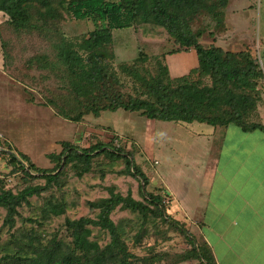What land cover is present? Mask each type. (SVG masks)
<instances>
[{
    "label": "rangeland",
    "instance_id": "obj_1",
    "mask_svg": "<svg viewBox=\"0 0 264 264\" xmlns=\"http://www.w3.org/2000/svg\"><path fill=\"white\" fill-rule=\"evenodd\" d=\"M138 1L140 18L130 27L111 31V43L107 48L113 57L106 61L108 74L114 78V88L125 99L129 96L152 99L154 96L151 91L156 87L158 79L165 81L169 77L188 72L186 75L189 81L199 86H211L212 78L208 74L193 70L198 64L194 50L181 48L163 25L154 22L153 1ZM213 1L216 4L219 2ZM33 11L32 15L28 13V19L36 27L29 29L15 30L7 20L0 17V84H6L4 89L0 86V133L11 149L25 153L37 167L51 168L54 162H50L47 154L57 152L61 140L77 141L80 146L107 142L111 137L110 127L135 134L136 128L130 130L134 125L140 131L148 132L149 137L154 139L153 149L143 151L142 154L140 151H132L142 171L148 176L149 183L145 187L148 192L161 188L157 186V172L170 174L173 166H181L183 160L188 168L196 166L197 159L203 160L206 151H196L195 148L180 151L190 141L196 146L197 139L184 124L176 121L155 120L139 112L122 109L103 111L99 116L87 114L79 121L60 117L66 112H79L78 108H81L80 98L71 90L66 65L59 58L61 44L63 41H80L100 28V24L93 18L76 20L62 11L56 27L41 25L33 20ZM40 13L43 15L44 12ZM142 16L147 19L144 20ZM180 24L182 28L187 26L193 35L200 33L198 41L203 47L215 46L228 50L233 54V60H243L247 56L264 71V0H228L226 6L217 9L216 15L199 10L192 16L185 15L184 22ZM38 55H44L45 61L42 59L37 62L35 57ZM99 61L104 64L102 60ZM230 87L234 94L245 92L254 97L251 107L243 113V119L250 123L264 124V78L256 77L244 83L232 82ZM3 95L5 97L1 100ZM217 96V102L207 108V113L211 115L229 111L226 96ZM191 128L195 129V126ZM159 148L163 150L157 151ZM171 149L179 151H169ZM106 163L105 156L94 158L95 168L92 172H96L91 176L73 178L68 190L54 188L39 197L32 196L30 202L18 207L20 216L10 228L1 223L5 209L0 207V264H38L42 258L46 262L45 256L41 258V252L53 247V242L57 241L61 242L60 249L67 251L72 245V237L64 225L65 215L95 217L96 211L89 207L88 202L107 195L109 187L113 186L116 192L120 190L124 195L131 191L138 198L137 180L117 172L123 162L114 163L117 169L112 163L109 166ZM63 170L67 174L72 172L69 166ZM101 173L104 176H100ZM0 179V189L4 187L15 193L29 185L44 182L25 175L9 164L4 153H0ZM75 199L77 206L68 208L69 211L64 215L44 214V208L49 202L60 201L65 205L68 201L75 203ZM164 201L169 202L167 197ZM167 207L165 212L169 214ZM173 216L201 245L207 242L198 234L197 229L204 230L201 223L184 222L180 220V215ZM112 217L120 228L121 237L131 256L116 250L113 255L117 256L111 264H120L119 261L124 257L128 264L207 262L205 246H200L204 252H199L202 256H198L179 230L159 218H151L142 224L137 214L118 209L112 213ZM88 239L97 243L100 251L109 243L108 232L98 227L92 228ZM98 253L99 250L91 246L81 250L80 256L84 254L88 264H93Z\"/></svg>",
    "mask_w": 264,
    "mask_h": 264
},
{
    "label": "trees",
    "instance_id": "obj_2",
    "mask_svg": "<svg viewBox=\"0 0 264 264\" xmlns=\"http://www.w3.org/2000/svg\"><path fill=\"white\" fill-rule=\"evenodd\" d=\"M154 22L163 25L168 33L176 39L181 48L193 49L197 55L198 64L193 70L205 72L212 78L211 86H199L189 81L188 73L169 77L165 81L157 80L156 87L152 88L153 98L142 99L139 97H122L121 93L113 86V76L108 74L107 58L113 55L108 51L111 43L112 30L132 26L139 18V1L137 0H0V17L15 29L36 27L28 19V13L33 20L41 25L56 27L65 11L70 17L76 20L93 18L98 21L100 28L95 29L89 36L83 37L78 42L63 41L59 58L66 65L69 82L73 93L81 100L79 112L61 114L60 117L79 121L87 114L99 116L103 111H116L122 109L129 112H139L141 115L162 121H184L203 122L210 125L225 126L235 124L243 131L259 129L264 131V124L248 122L243 119V113L251 107L253 98L250 94L240 92L234 94L230 83L248 81L249 79L264 78V71L261 70L252 58L247 56L243 60L232 59L233 54L220 47H203L198 38L201 35H193L189 28L181 27L185 15L192 16L199 10H206L216 15L217 9L226 6L228 0H152ZM39 11V12H38ZM40 12H44L43 15ZM145 18V16H142ZM1 22V21H0ZM186 22V21H185ZM47 26V27H48ZM37 62L44 59L43 56H36ZM99 60H102V64ZM191 71V70H190ZM200 71V72H201ZM217 94L226 96V103L229 104V111L221 114L211 115L207 108L217 102ZM252 101V102H251ZM251 102V103H250ZM250 103V104H249ZM73 109L75 110L74 106ZM107 142H96L87 146H80L77 141L61 140L59 150L47 154L50 162H54L51 168H40L32 163L29 157L19 151L16 152L6 144V140L0 138V153L8 157V163L19 169L25 175L42 179L44 182L24 187L15 193L4 187L0 189V207L5 209L2 216V225L10 228L19 218L20 207L30 202L32 196L39 197L46 191L55 189H67L73 178L82 179L91 176L94 170V158L105 156L106 164L123 162V166L117 169L118 174L134 177L138 182V195L136 198L128 191L125 195L116 192L112 186L108 188L107 195L99 196L88 202L89 207L96 211L95 217L80 216L68 217L65 215L64 225L71 233L72 245L67 251H62L61 242H53V247L44 249L38 264H88L87 257L80 256V251L94 246L99 250L93 264L114 263L116 250L125 256H131L121 237L119 226L114 222L112 213L121 210L137 214L142 219V224L151 218H159L172 228L179 230L189 241L196 253L204 252L200 246H205L206 264H216L212 251L207 242L202 245L188 229L176 220L171 214H166V203L164 202L167 193L162 188L157 191L148 192L145 187L149 179L142 171L141 166L136 163L134 153L126 150L127 142L120 136L113 133ZM6 145V146H5ZM131 147L135 146L133 143ZM112 163V164H111ZM69 166L71 174L64 172ZM110 170V169H109ZM36 173V174H35ZM100 176H104L101 173ZM2 180L0 179V184ZM129 190V189H128ZM68 194H66V198ZM74 204V205H72ZM68 201L49 202L44 214L59 216L66 214L69 209L77 206ZM80 204V203H79ZM30 221H33L30 218ZM93 227H98L108 232L109 243L105 249L100 251L99 245L88 239ZM46 254V255H44ZM202 256V255H201ZM86 257V258H85ZM120 264H128L125 260Z\"/></svg>",
    "mask_w": 264,
    "mask_h": 264
},
{
    "label": "crops",
    "instance_id": "obj_3",
    "mask_svg": "<svg viewBox=\"0 0 264 264\" xmlns=\"http://www.w3.org/2000/svg\"><path fill=\"white\" fill-rule=\"evenodd\" d=\"M0 86L4 89L6 84ZM176 122L197 139L196 146L190 141L180 151L195 148L206 153L202 161L196 160V166L188 168L183 160L170 174L156 173L157 186L167 193L168 213L203 225L198 234L207 241L216 264H264V131H243L232 123ZM132 126L130 130L139 132L110 127L111 133L126 140V150L142 154L153 149V137Z\"/></svg>",
    "mask_w": 264,
    "mask_h": 264
},
{
    "label": "built area",
    "instance_id": "obj_4",
    "mask_svg": "<svg viewBox=\"0 0 264 264\" xmlns=\"http://www.w3.org/2000/svg\"><path fill=\"white\" fill-rule=\"evenodd\" d=\"M165 203H167V201H164Z\"/></svg>",
    "mask_w": 264,
    "mask_h": 264
}]
</instances>
